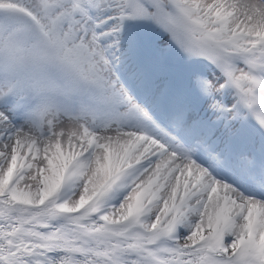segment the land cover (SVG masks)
Listing matches in <instances>:
<instances>
[{
  "label": "snow or ice",
  "instance_id": "obj_1",
  "mask_svg": "<svg viewBox=\"0 0 264 264\" xmlns=\"http://www.w3.org/2000/svg\"><path fill=\"white\" fill-rule=\"evenodd\" d=\"M0 264H264V0H0Z\"/></svg>",
  "mask_w": 264,
  "mask_h": 264
},
{
  "label": "rangeland",
  "instance_id": "obj_2",
  "mask_svg": "<svg viewBox=\"0 0 264 264\" xmlns=\"http://www.w3.org/2000/svg\"><path fill=\"white\" fill-rule=\"evenodd\" d=\"M69 126H70V125L68 124V122H65L64 127L67 128V127H69Z\"/></svg>",
  "mask_w": 264,
  "mask_h": 264
}]
</instances>
